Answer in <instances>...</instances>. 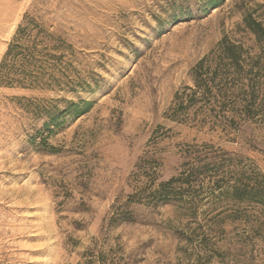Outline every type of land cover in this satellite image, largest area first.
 <instances>
[{"label":"rangeland","instance_id":"obj_1","mask_svg":"<svg viewBox=\"0 0 264 264\" xmlns=\"http://www.w3.org/2000/svg\"><path fill=\"white\" fill-rule=\"evenodd\" d=\"M27 13L73 45L89 89L0 87V264H264V206L218 188L230 173L264 176V92L254 120L229 121L221 96L213 117L174 116L224 37L259 53L244 18L264 24V0H0V62ZM51 99L92 105L48 133L35 107ZM205 144L216 166L195 165L169 202L134 201L142 157L158 160L160 183Z\"/></svg>","mask_w":264,"mask_h":264},{"label":"trees","instance_id":"obj_2","mask_svg":"<svg viewBox=\"0 0 264 264\" xmlns=\"http://www.w3.org/2000/svg\"><path fill=\"white\" fill-rule=\"evenodd\" d=\"M244 25L255 36L259 53L251 55L243 42L224 37L218 47L193 68L194 86H185L176 94L175 118H189L192 110L196 111V116L200 114L206 116V119L213 117L206 113V109L214 103L216 96H221L229 104L233 114L229 121L233 123L237 120H254L263 114L261 94L264 92V24L249 15L244 18ZM75 59L76 51L65 37L53 31L52 26L27 13L0 62V87L54 92L88 90V83L74 65ZM217 87L219 95H215ZM15 98L29 101L38 99L25 96ZM44 101L47 100H40L42 103ZM59 101L60 99H51L50 106L38 104L35 107L41 117H46L44 127L48 133H53L55 129L51 127L62 125V121L68 116L71 119L82 116L92 105L87 100L68 101L61 110L56 105ZM200 148L188 152L192 168L183 172L182 178L174 177L160 183H157L160 166L158 160L147 155L142 157L136 165L135 175L136 182L140 186L143 184V187H138L136 194L132 196L134 201L147 200L152 204L169 202L178 194L177 182L191 183L196 171L195 165H203L204 168L216 166L213 163L217 158L214 146L205 144ZM187 173L189 174L186 175ZM230 174L233 175H223L222 185L217 184L222 195L235 205L255 202L264 206V176L259 173L252 176L246 173ZM142 178L146 181H142Z\"/></svg>","mask_w":264,"mask_h":264}]
</instances>
